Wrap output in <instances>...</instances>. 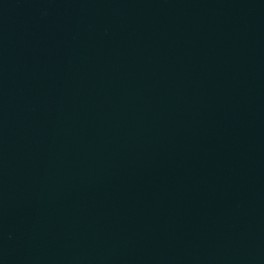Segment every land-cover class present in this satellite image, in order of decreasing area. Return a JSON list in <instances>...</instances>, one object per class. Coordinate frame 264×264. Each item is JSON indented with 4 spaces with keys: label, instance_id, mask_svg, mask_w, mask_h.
Returning <instances> with one entry per match:
<instances>
[{
    "label": "water",
    "instance_id": "95a60500",
    "mask_svg": "<svg viewBox=\"0 0 264 264\" xmlns=\"http://www.w3.org/2000/svg\"><path fill=\"white\" fill-rule=\"evenodd\" d=\"M0 264H264V0H0Z\"/></svg>",
    "mask_w": 264,
    "mask_h": 264
}]
</instances>
